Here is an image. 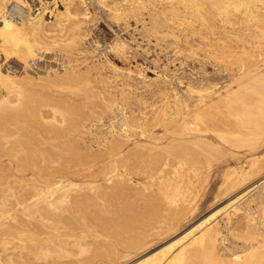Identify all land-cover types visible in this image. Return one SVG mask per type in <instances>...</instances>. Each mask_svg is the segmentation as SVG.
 <instances>
[{
  "label": "bare ground",
  "instance_id": "obj_1",
  "mask_svg": "<svg viewBox=\"0 0 264 264\" xmlns=\"http://www.w3.org/2000/svg\"><path fill=\"white\" fill-rule=\"evenodd\" d=\"M91 1L101 5L107 33L115 35L112 47L123 59L108 60L110 73L85 45L88 36L100 43L86 25L99 20L90 0H0V176L28 183L12 207L0 206V264H264V179L257 191L237 194L263 173L264 153L243 169L225 168L216 198L227 202L181 233L194 209L183 193L207 175L165 166L168 159L196 160L212 150L236 154L239 126L250 115L239 112L238 103L250 93L264 101V89L250 82L264 83L257 62L232 68L235 84L213 76L180 88L174 75L147 76L128 61L134 47L120 33L133 20L156 40L167 34L222 40V29L243 31L244 21L264 18V0H216L222 15L228 8L242 14L220 26L210 24L198 0H182V9L158 0ZM255 38L264 61V34ZM206 46H214L204 49L214 64L231 68L229 47ZM147 160L161 163L155 182L134 175ZM183 175L192 187L165 184ZM132 193L149 195L150 204L121 208L118 198ZM83 212L94 223L74 227ZM172 234L166 245H156Z\"/></svg>",
  "mask_w": 264,
  "mask_h": 264
},
{
  "label": "rangeland",
  "instance_id": "obj_2",
  "mask_svg": "<svg viewBox=\"0 0 264 264\" xmlns=\"http://www.w3.org/2000/svg\"><path fill=\"white\" fill-rule=\"evenodd\" d=\"M198 1L200 3L202 2L201 10L203 13H206L205 16H209L208 19H210V21H208L210 22V24L214 22V24L216 23V25L220 26V23L218 21L223 19L228 25L230 22H233L234 20L236 21L237 15H242L240 14V12H233V8V10H230L231 8H228L230 12L228 13L227 11H225L227 12L225 13L227 15H222V13H224V8L221 9L222 11L220 9L216 10V8L219 7L216 4L219 0L217 2L216 0ZM212 1H215L214 6H212ZM158 2H161L162 4L174 3L175 5L178 4L176 6H179V8H183V5H179L182 0H158ZM89 6L93 13H95L99 17V20L98 22H96L95 20L90 19L86 22V25L90 30L92 37H94L93 34L98 35L100 43L97 46L94 42H92V38H89L88 36V39H85V45L86 47H88L87 51L88 54L91 55V58L95 60L99 59V62H103V68H105L108 73H110L109 71H113V64L111 63V61L115 64H121L120 60L123 61V59L116 53V50L112 47V44L114 42L113 37L115 38V35H110L107 33L109 31V25L104 19L105 16H100L102 8L101 5L100 7H98L94 2L90 0ZM98 12L100 14H98ZM231 12L234 14L231 15ZM258 17L259 19H257ZM258 17L255 19L252 18L251 20L244 21L243 31H236L229 27L226 29H222L221 31H224V33L227 35L222 40L218 39V34L209 33L208 37L204 39L200 37L201 35L197 34L194 36H188V41H186L184 39L185 37L181 35L167 34L166 36H164V39L156 40L152 36H147L143 31L139 29L140 23H138V29H135L136 23H134L133 20H131V25L128 27V30H124L120 33H125V36L130 37L132 45L134 47V49H131V51L127 54V60L131 61L132 63L136 61V63L140 64L144 69V74H146L147 76H155L152 71H158L159 73L166 75V77L168 78L174 75L176 85L178 84L177 82L179 80H182V84L178 85V87L180 88H182V86L191 79L203 82L213 76L219 77V82L220 84H222L226 81L229 82L231 79L233 80L232 76L235 74V72L232 68L236 69L244 62H257L254 65L257 66L256 69H254L255 73L258 72V75L264 74V61L261 60L262 54L259 53V47H257L256 43L254 42V40L256 39L255 37H257L258 35L263 36L264 34V18L263 16ZM260 17L263 19H261ZM116 25L117 24L115 23V26L113 27L117 28ZM245 26H247L253 32L254 38H251L245 33ZM226 30L227 32H225ZM201 38L206 42L204 41L205 43H202ZM216 41L223 42L226 49L229 47L228 50L231 56L228 66L231 67L230 69H226L225 66H222L220 63L214 64L215 61L213 60V58H211L212 54H210L209 52H205L206 50H208L206 48L210 49L214 47H207L206 45H209L212 42ZM225 44L227 45V47ZM203 45L205 48H202ZM206 53H208V55ZM152 59H157V63L159 64V66H155V63ZM164 70L168 71V75L165 74ZM236 82L237 81L235 80L232 81L233 84H235ZM250 82L255 83L254 85L258 86L259 88L264 89V83H259L258 80ZM250 82L247 83L249 84ZM245 90L246 88H243L242 91L245 92ZM238 105L239 112L244 109L245 111L249 112L250 115L246 118V121L239 126L240 132L242 134V140L240 142V146L237 148L238 151L235 155H233L230 151L224 152L221 150H212L208 153H203L196 160H167L168 163L165 166L170 168L171 170H181L180 172L190 173L194 172L195 168H199L206 172L207 175L199 182L198 186L196 187L191 186L193 184L192 180L188 181L189 179H191L189 175H183L181 177L175 176L173 177V180L169 181V183H165L169 187L175 188L182 183H187V185H190V187L193 188H190L189 191L186 190V192L183 193L184 197L191 199L192 205H194V209L185 217V219L183 220V225L178 233H181L184 230L193 227L213 210L217 209L227 202L228 199L226 197L219 196L216 198L219 187L222 184L223 171L225 170V168L235 164L239 168L243 169L253 158H257L260 154L264 153V112H260L261 110L264 111V101L260 100V96L254 93H250L247 94L238 103ZM135 107L138 108V106ZM253 119H257V122H253ZM258 123H260L261 126L260 124L258 126ZM12 129L13 127H10V130ZM22 157L23 153H19V161H21L20 159ZM80 161L84 162L85 160L84 158H82ZM159 165H161V163L155 165L154 163L150 162V160L141 162L138 164V166H136V173L134 175L142 177L147 181L153 179V182H155L156 179L159 178L158 174L154 171ZM121 168L122 166H120V169ZM154 173H156L157 175H153ZM263 179L264 171L263 173H260L258 175L254 174L251 182L243 184L239 188L237 194L241 196L243 193H246L249 189L248 187H252V190L250 191L251 193L257 191ZM25 186H28L27 182H15L12 180L9 181L7 179H4L3 176H0V206L12 207L15 200L20 196ZM210 193H212V196L208 197ZM247 196V194L242 196V200H244ZM118 200H120V202H118L119 206L123 209L135 207L136 205H149L151 201L149 195L143 193H132V195L123 196L121 198H118ZM93 220L94 219L92 216H89L83 212L82 215L78 217V220H75L73 222V225L74 227H83L85 225L94 223ZM123 229V226L119 228L120 231H122ZM175 236L176 234H172L156 245L164 246Z\"/></svg>",
  "mask_w": 264,
  "mask_h": 264
}]
</instances>
